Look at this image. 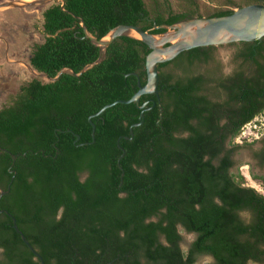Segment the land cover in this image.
<instances>
[{
	"label": "trees",
	"instance_id": "1",
	"mask_svg": "<svg viewBox=\"0 0 264 264\" xmlns=\"http://www.w3.org/2000/svg\"><path fill=\"white\" fill-rule=\"evenodd\" d=\"M153 2L60 0L42 12L28 61L49 81L25 82L0 108V264H40L12 218L45 264H264V195L231 171L234 139L264 112L260 40L231 43L249 72L222 74L216 46L159 63L158 93L140 97L151 108L125 139L141 110L118 100L145 84L149 48L120 35L102 55L91 37L122 24L162 33L147 18L197 15L193 0L186 12ZM111 103L91 117L92 139L89 116ZM178 228L194 235L185 249Z\"/></svg>",
	"mask_w": 264,
	"mask_h": 264
},
{
	"label": "rangeland",
	"instance_id": "2",
	"mask_svg": "<svg viewBox=\"0 0 264 264\" xmlns=\"http://www.w3.org/2000/svg\"><path fill=\"white\" fill-rule=\"evenodd\" d=\"M160 2V0H158ZM197 7V15L193 17H208L217 9H231L245 4L247 0H193ZM60 0H0V108L12 100L19 87L25 82L35 78L43 82L49 81L42 73L35 71L29 65V56L35 43L43 40L42 33V12L49 5L58 3ZM150 11L154 3L144 0ZM174 11L181 12L189 9L185 0H168ZM234 3V4H232ZM192 17V18H193ZM235 43V42H234ZM235 45L231 43L215 47L214 57L221 64L223 73L228 74L234 68L233 56ZM264 117V114H261ZM262 117V118H263ZM258 118V117H257ZM260 119V117H259ZM264 130L258 135V143L254 141L246 144L234 154L235 166L231 170L236 173L242 172L246 185L253 187L264 195V188L261 184L251 178L252 173H258L264 177V167H256L251 160V152L262 144ZM253 138V136L251 137ZM250 138V139H251ZM243 140V139H239ZM247 217L246 213L242 214ZM182 236V248H186L194 238L193 234L184 232L178 228ZM209 256L199 257L196 264L211 262ZM248 264H253L249 262Z\"/></svg>",
	"mask_w": 264,
	"mask_h": 264
},
{
	"label": "water",
	"instance_id": "3",
	"mask_svg": "<svg viewBox=\"0 0 264 264\" xmlns=\"http://www.w3.org/2000/svg\"><path fill=\"white\" fill-rule=\"evenodd\" d=\"M1 6L5 5L0 4V7ZM147 19L153 23V29L160 28L165 29V31L153 34L148 31H144L139 26L122 24L111 29L110 32L100 40H96L91 37V41L100 47L102 55L109 43L120 35L136 38L149 48V52L146 54L144 60L146 74L145 84L141 85L138 81V89L129 99L118 100L121 103L134 102L136 107L141 110L139 114V121L132 124L129 128L130 137L124 136L125 139L132 137V127L140 125L143 112L151 108V106H146L148 101H145L140 105V97L145 94L157 95L158 93L157 65L159 63L170 61L181 52L192 48L219 46L222 44L240 41L261 40L264 36V4L261 3H251L239 6L235 8L232 13L224 16L193 17L170 25H156L153 19ZM85 36L89 37V34L86 33ZM100 60L101 57L97 59V61ZM114 103L104 105L99 111L89 116L88 122L91 126L92 139L94 138L95 127L90 120L91 117L100 114L105 108L113 105ZM76 137L77 139L79 138L78 135ZM14 158L15 156L13 155L12 159ZM8 190L9 187H7L5 191H0V196L7 193ZM12 228L19 235L23 244L30 250L40 264H45L41 255L30 245L24 234L18 229L14 218H12Z\"/></svg>",
	"mask_w": 264,
	"mask_h": 264
},
{
	"label": "flooded vegetation",
	"instance_id": "4",
	"mask_svg": "<svg viewBox=\"0 0 264 264\" xmlns=\"http://www.w3.org/2000/svg\"><path fill=\"white\" fill-rule=\"evenodd\" d=\"M149 1H152L153 0H149ZM188 2V0H185ZM154 3V2H153ZM248 3L251 4V3H261V4H264V0H248ZM157 7L156 4H154V8ZM181 12H186V11H181ZM197 13V12H196ZM263 39V38H262ZM260 40V43L262 45V49L260 51V53L258 54V67H261L264 69V39L263 40ZM234 63V68L232 69L231 72H234L236 69H238L239 67L241 68H244L247 72H249L247 70V67H244L243 65H241V61H236L234 60L233 61ZM220 68H221V64H220ZM221 72L222 74H225L223 73L222 71V68H221ZM230 72V73H231ZM228 73V74H230ZM227 75V74H226ZM263 103H264V100H263ZM255 140V143H258V137L256 139H253L251 141H254ZM262 144L259 146V148L257 147L254 151H252L250 154H251V160L255 163L254 165L258 168V167H264V136L262 137ZM245 142H250V141H245V140H239L237 137L234 139L233 143L235 144H238L240 145L239 148L233 153L232 155V159L234 161V166H235V160H234V154L237 153V151H239L241 148H243L244 146H247L245 144ZM251 143H249L250 145ZM233 166V167H234ZM233 167L231 168V170L233 169ZM252 174H255V173H252ZM255 175L258 176V173H256ZM262 176V175H260ZM258 182V181H257ZM0 191L1 188H0ZM2 256V250L0 249V258ZM200 257H203V256H200ZM199 258V257H198Z\"/></svg>",
	"mask_w": 264,
	"mask_h": 264
},
{
	"label": "built area",
	"instance_id": "5",
	"mask_svg": "<svg viewBox=\"0 0 264 264\" xmlns=\"http://www.w3.org/2000/svg\"><path fill=\"white\" fill-rule=\"evenodd\" d=\"M262 114H264V112ZM257 117H255L253 120L247 122L241 127L240 132L237 136L238 139L241 138L245 141H251L258 137L261 131L264 130V117L262 115H258ZM252 136L253 138H251Z\"/></svg>",
	"mask_w": 264,
	"mask_h": 264
}]
</instances>
